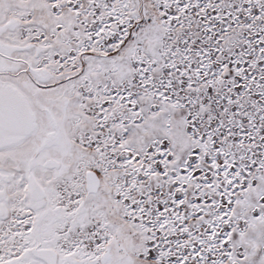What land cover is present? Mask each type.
<instances>
[{"label": "snow or ice", "instance_id": "6c2138e0", "mask_svg": "<svg viewBox=\"0 0 264 264\" xmlns=\"http://www.w3.org/2000/svg\"><path fill=\"white\" fill-rule=\"evenodd\" d=\"M0 264H264V0H0Z\"/></svg>", "mask_w": 264, "mask_h": 264}]
</instances>
